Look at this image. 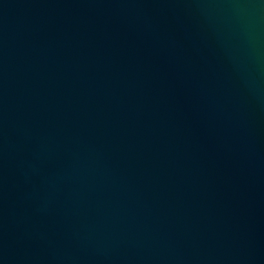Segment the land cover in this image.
<instances>
[{
  "label": "water",
  "instance_id": "water-1",
  "mask_svg": "<svg viewBox=\"0 0 264 264\" xmlns=\"http://www.w3.org/2000/svg\"><path fill=\"white\" fill-rule=\"evenodd\" d=\"M0 264H264V0H0Z\"/></svg>",
  "mask_w": 264,
  "mask_h": 264
}]
</instances>
